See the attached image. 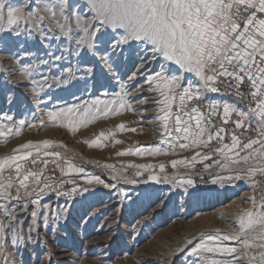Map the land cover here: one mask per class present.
Listing matches in <instances>:
<instances>
[{
    "label": "snow or ice",
    "instance_id": "obj_1",
    "mask_svg": "<svg viewBox=\"0 0 264 264\" xmlns=\"http://www.w3.org/2000/svg\"><path fill=\"white\" fill-rule=\"evenodd\" d=\"M85 2L92 17L90 20L66 11L64 0H43L38 6L24 3L23 7L12 0H0V34L19 38L33 32L58 30V35L44 38L74 39L77 45L90 48L96 35L103 30L120 31L119 38L114 37L115 43L109 42L110 46L115 52L122 45L136 43L141 55L145 56L138 73L143 75L153 61L159 63L160 70L143 75L144 83L136 91L144 89L155 97L156 122L160 128L158 143L165 147H137L121 151L118 156H168L177 150L196 149L191 157L193 162L203 163L215 158L214 166L219 173L218 179L211 180L212 184L247 180L251 182L252 190L257 191L264 182V0ZM33 7L39 10L34 11ZM71 7L69 5V9ZM177 69L184 75H173ZM25 74L32 76L27 69ZM193 77L195 83L189 82ZM137 78L136 75L130 77L131 80ZM46 82L45 78L33 83L37 95V85L43 88ZM241 89H246V92ZM207 94L234 96L248 106L205 104ZM128 95L122 90L115 99H95L91 103L50 112L48 116L55 127L67 128L75 133L99 119L108 118L110 114L119 115L121 110H130ZM141 103L144 101L141 100ZM3 119L13 121L12 116H4ZM18 125L15 129L0 127V138L6 141L12 136H19L25 121H19ZM226 126L231 127L230 132ZM125 127L121 124L117 131ZM114 135L111 132L107 135L101 133L85 143L90 148H101L102 142ZM226 139L228 142H225ZM120 143V140H115V144ZM63 147L48 140L29 142L0 157V259L4 257L6 233L12 235V244L23 242L18 228L23 216L11 214L14 206L24 209L30 220L43 216L46 224L44 214L55 210L50 204L42 205L41 201L53 192H59L60 196L70 194L60 191L63 184L49 172L59 173L61 177L82 174L67 159H62L60 153L49 151ZM202 149L210 151H200ZM104 167L112 171L113 180L123 175L117 173L112 165ZM122 167L138 168V175L154 169L150 164H127ZM158 167L160 173L165 171L164 165ZM171 167L188 168L190 165L186 160H173ZM169 179L175 181L177 177H163L165 183ZM142 182L159 183L160 177L149 174ZM65 183L73 185L72 194L87 191L77 188L74 180L69 179ZM83 183L110 189L109 184L99 178H88ZM185 184L194 186L190 179L178 180V185ZM111 187L115 188V184ZM247 201L252 207L241 211L236 220V233H202L200 237L186 241V245L192 246L186 255L203 264H236L241 260L245 264H264V189H260L258 195L247 198ZM29 208L33 210L29 212ZM224 241L238 242L239 247H226ZM180 251L184 252V249Z\"/></svg>",
    "mask_w": 264,
    "mask_h": 264
},
{
    "label": "rangeland",
    "instance_id": "obj_2",
    "mask_svg": "<svg viewBox=\"0 0 264 264\" xmlns=\"http://www.w3.org/2000/svg\"><path fill=\"white\" fill-rule=\"evenodd\" d=\"M12 2L23 7L24 3L31 6L41 5L43 0ZM64 3L66 11L70 10L84 20L92 19L85 0H64ZM69 5L72 6L71 9ZM33 10L39 9L33 7ZM96 26L100 27L98 24ZM120 34V31L113 33L111 29H105L97 34L89 49L77 45L74 39L44 38L58 35V30L48 33L33 32L19 38L0 34V127L11 126L15 129L18 128L19 121H25L19 136H12L6 141L0 138V157L11 154L25 143L48 140L64 145L63 148L49 151L60 153L62 159H67L82 173L78 177H61L59 173H55L56 180L63 184L60 191L70 194L60 196L59 192H53L45 196L41 204H50L55 210L44 214L47 217L46 224L43 216L37 217L35 221L30 220L24 209L14 206L11 214L16 217L23 216L18 226L19 237H22L23 242L12 244V235L6 233L4 257L0 259V264H5V260L7 264H203L202 261L197 262L195 257L186 255L192 248L191 245H186V241L200 237L202 233H236V220L241 211L252 207L247 198L258 195L260 189H264V182H261L254 192L251 182L247 180L212 184L211 180L218 179L219 173L214 166L215 158L203 163L193 162L191 157L196 149L177 150L168 156H118L121 151L134 150L137 147H165L158 143L160 129L154 133L152 129L137 123L132 110H127V114L126 110H121L119 115L110 114L108 118L99 119L75 133L67 128L55 127L50 122V112L91 103L95 99H115L122 93L120 88H116L118 85L110 71L111 67L108 66L111 64L108 59L113 61L120 51L124 60V54L136 43L122 45L113 52L109 42L114 44V37L117 38ZM57 57L60 59L57 60ZM25 69L32 73L31 77L25 74ZM45 78L47 82L43 88L37 85V95L32 85ZM191 79L190 82L195 83V78ZM56 81L60 83L57 84ZM21 86L25 88L24 91L19 90ZM226 98L230 101H226ZM204 103H229L241 108L248 106L236 97L223 94H207ZM4 116H12L13 121L4 120ZM121 124L126 126L125 129L117 131ZM226 130L230 132L231 127L226 126ZM110 132L115 135L103 141L101 148H90L85 143L91 142L101 133L107 135ZM115 140H120L121 143L115 144ZM225 142H228L227 139ZM200 151L208 152L210 149ZM173 160H186L190 167L173 169ZM127 164H150L154 169L138 175V168L122 167ZM104 165L114 166L115 171L123 175L113 180L112 171ZM159 165L165 166L163 173L159 172ZM205 168H209V171H205ZM149 174H157L162 180L165 176H176L177 180L169 179L166 183L168 192L153 195L147 188L150 182H142ZM88 178L101 179L103 183L109 184L111 190L101 185L84 184L83 181ZM69 179L75 181L77 188L87 191L83 194H72L73 185L65 183ZM179 179H190L194 186L178 185ZM113 184L115 188L111 187ZM219 187L226 188L231 193L227 196L228 201L237 198L239 201L233 212L224 213L225 215L222 213L217 217L213 216V212L222 205L223 197L216 196L214 202L207 198ZM163 201V205L167 206L163 217H160V210L158 216L149 214L152 208L160 206ZM31 210L33 209H28L29 212ZM210 213V220L204 219ZM229 214L233 216L230 218ZM227 223L231 225H226ZM174 224L177 226L170 228ZM33 228L35 230L30 231ZM161 228H167V231H161ZM223 244L226 247H239L238 242L224 241ZM181 248L184 252L180 251ZM236 264H245V261H236Z\"/></svg>",
    "mask_w": 264,
    "mask_h": 264
},
{
    "label": "bare ground",
    "instance_id": "obj_3",
    "mask_svg": "<svg viewBox=\"0 0 264 264\" xmlns=\"http://www.w3.org/2000/svg\"><path fill=\"white\" fill-rule=\"evenodd\" d=\"M90 20V19H89ZM100 35V34H99ZM97 36V35H96ZM117 38L118 35H117ZM101 39V38H100ZM104 41V40H103ZM104 43V42H103ZM96 44V43H95ZM102 44V43H101ZM99 45V44H98ZM131 45V44H130ZM101 46V45H100ZM125 46V45H124ZM93 47H95L93 45ZM81 48V47H80ZM84 49V48H82ZM89 49V48H88ZM98 49V48H97ZM110 49H111V46H110ZM119 49V48H118ZM86 51H89V50H86ZM85 51V52H86ZM96 51V50H95ZM112 51V50H111ZM92 52V51H91ZM108 52V51H107ZM89 53V52H88ZM98 53V52H97ZM87 54V53H86ZM95 54V53H94ZM4 55V54H3ZM88 55V54H87ZM107 55V54H106ZM113 55V54H112ZM118 57H116V59H113V61H111V59H108L109 62L111 64H109L108 66L111 67V73H112V76H114L116 78V84L118 85V87L116 88H120L121 90H123L124 92H127L129 93V95L127 96V100L130 101V110H132V112L136 115V119L138 120L137 123L139 124H142L143 127H146L148 129H152L154 133H156L157 130H159V126L156 122V104H155V97L150 94L149 92L145 91L144 89H140V92H137L136 89L144 83V80H143V75H150L156 71H159L160 70V66H159V63L153 61V63L151 64L150 67H148L146 69V71L143 73V75H141L140 73L137 72V69L140 67V65L142 63H144V60H145V56L144 55H141V51L138 50V45L135 44L134 46H131V48L129 49L128 52H126L125 55V59L123 60L121 58V55H120V51L118 52ZM147 55V54H146ZM86 56V55H85ZM93 56V55H92ZM95 56V55H94ZM99 56V55H98ZM11 57V56H10ZM102 57V55H101ZM107 57V56H106ZM105 59V58H104ZM12 60V59H11ZM107 60V59H106ZM105 61V60H103ZM9 63V62H8ZM12 63H14L12 61ZM107 63V62H106ZM97 64V63H96ZM105 64V63H104ZM100 66V65H98ZM102 66V65H101ZM11 67V66H10ZM106 67V66H105ZM95 68V67H94ZM107 68V67H106ZM13 69V68H12ZM108 69V68H107ZM14 70V69H13ZM109 71V70H108ZM107 71V72H108ZM16 72V70H15ZM106 72V71H105ZM17 74V73H16ZM108 74V73H107ZM176 74H181L179 73V70L177 69L175 72H173V75H176ZM110 75V74H109ZM133 75H136L138 78L136 80H131L130 77L133 76ZM181 75H184V74H181ZM13 76V75H11ZM15 76V74H14ZM107 79V78H106ZM192 80V79H191ZM20 82V81H19ZM23 82V81H22ZM104 82V81H103ZM190 82V80H189ZM29 84V83H28ZM31 84V83H30ZM114 84V83H113ZM92 86V85H91ZM27 87V86H26ZM28 88V87H27ZM107 89V88H106ZM19 90L20 91H24L25 88L23 86L19 87ZM30 91V90H29ZM28 91V92H29ZM118 91V90H117ZM105 92V91H104ZM103 93V92H102ZM116 93V92H115ZM20 94V93H19ZM18 94V95H19ZM24 94V93H23ZM27 94V92H26ZM32 94V93H31ZM114 94V93H112ZM110 95V94H109ZM118 95V94H117ZM141 100L144 101V103H141ZM11 102V101H10ZM8 102V104L10 103ZM42 102V101H41ZM7 104V105H8ZM47 111V109H46ZM127 110H126V114H127ZM130 115V113H129ZM128 116V115H127ZM134 116V115H133ZM124 117V116H123ZM122 117V118H123ZM121 118V117H119ZM128 118V117H127ZM120 120V119H119ZM118 120V121H119ZM128 120V119H127ZM133 120V119H131ZM121 121V120H120ZM128 122V121H126ZM136 123V124H137ZM147 131V130H146ZM150 132V131H149ZM151 134V133H150ZM170 185V184H169ZM167 186L168 184L166 185V183L160 179V183L158 186L156 187H147L149 188V193L153 194V195H157V194H162V193H166L168 192L167 191ZM170 188V187H169ZM175 190V188H174ZM175 192V191H174ZM173 193V192H172ZM231 194L229 191H227L226 188H218L217 190H215L213 192V194L209 195L208 196V200H211L212 199V202H214V198L216 196H221L223 197L224 199V202L221 203L222 205L218 207L217 211L213 212V216H217V215H222V213L226 214V213H229V212H233L234 208L237 207V202L239 200L237 199H233V200H230L228 201V198L227 196ZM166 195V194H165ZM163 196V195H162ZM199 199H200V196H199ZM165 200V199H164ZM165 202L163 201L162 203H160V206H156L154 208H152L151 210V213L149 214H152V215H156L158 216L159 213L158 211L160 210V217H163V214L165 212V209L167 206H164ZM225 203H228L227 206H224ZM220 205V203L218 204ZM239 205V204H238ZM163 206V207H162ZM174 206V205H172ZM221 213V214H220ZM148 214V215H149ZM204 214V213H203ZM224 214V215H225ZM232 214V213H231ZM229 214V215H231ZM147 215V216H148ZM151 218V215H149ZM233 215L230 216V218L232 217ZM212 217L211 213L204 216V219H208V221L210 220V218ZM218 217V216H217ZM223 217V216H221ZM225 217V216H224ZM155 218V217H154ZM184 218V217H183ZM200 218H203L200 217ZM199 218V219H200ZM220 218V217H219ZM235 218V217H234ZM162 219V218H161ZM180 219V218H179ZM203 219V221H205ZM142 220V219H141ZM140 220V221H141ZM160 220V219H159ZM183 220V219H182ZM158 221V220H157ZM174 221V220H172ZM178 221V220H176ZM227 221V220H226ZM230 221V220H228ZM143 222V221H142ZM180 221H178L179 223ZM235 222V221H234ZM174 223V222H172ZM144 224V223H143ZM169 224V223H168ZM193 224V223H191ZM231 225L230 223H227L226 225ZM170 225V224H169ZM179 225V224H178ZM187 225V223H186ZM186 225H183L184 227H187ZM189 225V224H188ZM161 226V224H160ZM177 226V224H174L172 225L170 228L172 227H175ZM164 227V226H163ZM168 227V226H167ZM182 227V225H181ZM226 228H231V227H227L225 226ZM234 227V226H233ZM169 228V227H168ZM178 228V227H177ZM167 231V228H161V231ZM160 231V230H159ZM160 233V232H159ZM162 233V232H161Z\"/></svg>",
    "mask_w": 264,
    "mask_h": 264
},
{
    "label": "water",
    "instance_id": "obj_4",
    "mask_svg": "<svg viewBox=\"0 0 264 264\" xmlns=\"http://www.w3.org/2000/svg\"><path fill=\"white\" fill-rule=\"evenodd\" d=\"M155 175H157V174H155ZM150 186H152V187H156V186H158V183H151V182H150Z\"/></svg>",
    "mask_w": 264,
    "mask_h": 264
},
{
    "label": "built area",
    "instance_id": "obj_5",
    "mask_svg": "<svg viewBox=\"0 0 264 264\" xmlns=\"http://www.w3.org/2000/svg\"><path fill=\"white\" fill-rule=\"evenodd\" d=\"M241 91H244V92H246V90L245 89H241ZM234 97V96H233ZM50 173V175H55V177H56V174L55 173H53V172H49Z\"/></svg>",
    "mask_w": 264,
    "mask_h": 264
},
{
    "label": "crops",
    "instance_id": "obj_6",
    "mask_svg": "<svg viewBox=\"0 0 264 264\" xmlns=\"http://www.w3.org/2000/svg\"><path fill=\"white\" fill-rule=\"evenodd\" d=\"M226 101H230V99L229 98H226ZM230 103V102H229Z\"/></svg>",
    "mask_w": 264,
    "mask_h": 264
}]
</instances>
